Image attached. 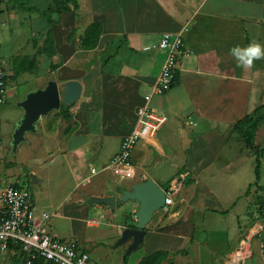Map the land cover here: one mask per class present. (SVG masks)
Here are the masks:
<instances>
[{
  "label": "crops",
  "instance_id": "crops-1",
  "mask_svg": "<svg viewBox=\"0 0 264 264\" xmlns=\"http://www.w3.org/2000/svg\"><path fill=\"white\" fill-rule=\"evenodd\" d=\"M66 1L0 0V60L5 69L11 65L27 81L22 93L26 96L51 79L61 87L71 79L83 86L67 116L60 107L37 122V130L28 132L18 146L15 160L13 133L24 111L18 105L4 108L10 97L6 70L7 101L0 107V183L27 187L38 226L75 242L95 264L110 257L118 239L123 244L120 264H128L134 250H142L148 238L160 233L182 240L177 249H161L170 252L161 264H171V259L179 264L182 257L187 264H263L264 242L261 256L254 258L253 249L264 230L253 238L243 262L236 261V251L245 232L262 221L255 216V221L247 220L245 215L254 198L264 194L254 184V151L246 147L245 128L237 122L254 105L264 104V58L240 67L229 49L250 41L264 44V0H74L77 8L72 5L70 10L60 4ZM15 6L20 10L13 12ZM11 15L20 18L18 26L9 22ZM93 23L101 25L99 41L95 48L85 49L81 42ZM165 32L182 34L185 51L174 86L151 100L168 120L156 136L138 142L131 168L113 164L165 61L167 52L160 46ZM48 38L54 41V53L37 54L34 47ZM239 93L245 94V114L230 118L241 105ZM149 178L174 191L173 204L168 213L160 209L154 214L143 242L128 251L132 240L121 241V236L137 222L139 205L136 200L122 201L121 195ZM107 196L115 198L114 207L91 201ZM200 218L212 225L209 232L194 226ZM243 219L245 232L240 233L238 223ZM220 224L232 231L231 237L217 239L215 245L225 247L218 253L211 245L212 255H207L195 234L213 235L212 229ZM137 254L135 264L153 253ZM24 255L21 248L12 247L0 252V264L14 260L23 264Z\"/></svg>",
  "mask_w": 264,
  "mask_h": 264
},
{
  "label": "built area",
  "instance_id": "built-area-1",
  "mask_svg": "<svg viewBox=\"0 0 264 264\" xmlns=\"http://www.w3.org/2000/svg\"><path fill=\"white\" fill-rule=\"evenodd\" d=\"M161 48L167 54L161 71L154 84L144 95V103L137 108V124L133 131L121 141L119 152L113 164H123L131 168V159L140 140L149 139L158 133L167 122L168 116L151 105L154 95L169 91L177 81L179 62L184 55V39L180 33L165 32L160 40ZM7 73L0 60V107L7 100ZM173 190H166L165 204L161 210L168 213L173 204ZM27 187L18 183H0V252L12 247H20L24 252L23 264H34L43 259L50 264H95L89 252L82 250L75 242L62 240L47 233L36 223L35 207ZM262 221L253 226L243 236L236 251V261L243 262L250 254L251 243L264 230V205ZM264 264V249L262 252Z\"/></svg>",
  "mask_w": 264,
  "mask_h": 264
},
{
  "label": "water",
  "instance_id": "water-1",
  "mask_svg": "<svg viewBox=\"0 0 264 264\" xmlns=\"http://www.w3.org/2000/svg\"><path fill=\"white\" fill-rule=\"evenodd\" d=\"M83 86L77 79L66 81L61 87L51 79L44 87L29 91L25 98L17 103L24 111L16 123L13 133L12 151L17 152L18 146L25 141L26 134L37 130V122L53 110L67 108L74 104L82 95ZM166 190L155 180L149 178L145 182L135 183L121 195V200H136L139 208L136 212L137 222L124 230L121 241L132 240L128 251L137 248L144 240L146 227L154 214L165 204ZM91 201L115 206V198L111 196L92 198Z\"/></svg>",
  "mask_w": 264,
  "mask_h": 264
},
{
  "label": "rangeland",
  "instance_id": "rangeland-1",
  "mask_svg": "<svg viewBox=\"0 0 264 264\" xmlns=\"http://www.w3.org/2000/svg\"><path fill=\"white\" fill-rule=\"evenodd\" d=\"M60 4L63 6V3L60 2ZM14 11L16 10H20V8H18L17 6H15ZM9 12V9L7 10ZM19 13V12H17ZM17 19L20 18H13L12 15L9 17V22H15V25L18 26V21ZM5 27L8 26V24L5 23L4 25ZM4 37H7L4 35ZM8 38V37H7ZM9 40V39H8ZM17 39H15L16 41ZM14 41V42H15ZM46 42V41H44ZM37 43V42H36ZM22 44V49L26 48V43L23 40V42H21ZM45 44V43H44ZM43 44V45H44ZM10 45H12V43H10ZM42 45V46H43ZM40 45V47H34L35 49H37V54H41L40 52V48L42 47ZM6 70L8 73V88L10 90V97L8 98V101L5 105V110H7V107H12V106H16L17 107V101L21 100L24 98L25 94L22 93V85L25 84L27 81L24 79H21L20 76L15 72L14 69L11 68V65L7 64L6 66ZM34 76L36 74H29L28 76ZM22 93V94H21ZM262 93L264 94V90L262 91ZM244 97L245 94H238V101L241 102V105L238 106V111L236 112V116L235 114H231L230 118H236L238 116H241L243 114H245L244 110V106H243V102H244ZM248 108V107H247ZM246 109V108H245ZM264 115V104L263 105H259L256 104L253 107L252 112L248 115L251 117L252 121V127H254L253 130V138H254V143L259 147L258 152L260 153V149L262 150L260 155H261V160H262V167H261V180H262V184H255V186H258L259 188H261L260 190L263 191L264 194V120H262V116ZM235 148V147H234ZM12 157L16 160L18 159V154L17 152H13L11 153ZM255 155L256 152H254V154L252 153L251 158H252V170H251V175L252 178H255ZM22 185V183H20ZM264 205V195H259L257 196V198H254L253 202L250 203L247 208H246V212L245 215L249 218H247V220L251 219L252 220H256L254 219L255 217H258L259 220H262V214L260 211V207ZM221 219V218H220ZM197 224L194 223V226H202L203 228H205L204 230L206 232H209V230L211 229L212 225L210 224V222H207V220L205 218H200L197 219ZM202 222V223H201ZM245 220H239V230L240 233L245 232V226L244 223ZM218 223V222H216ZM226 223V222H225ZM228 223V221H227ZM224 224H220L218 225L219 228H213L212 232L213 235L209 234V233H202V234H195V237L198 238L199 240V245L201 247L202 250H204V252L207 255H212V246L211 245H215V242L217 239H221L224 236H229L231 237L232 231L230 232L229 230H226L223 226ZM250 226V225H248ZM202 231V229H200ZM229 232V233H228ZM246 233V232H245ZM264 233H262L260 236H257L254 240V252H253V256L258 257L261 256V243L263 244L264 242ZM213 240V241H212ZM119 239L116 242V246L112 247L113 251L110 254V257L108 258H103V261L100 262V264H120L123 262V256H122V245L123 244H118ZM182 242V240L177 239V238H169L167 235H163V234H159L156 238H148L146 243H144L143 249H137L134 250V252H132L130 254V258H129V263L128 264H135V261L138 258V251H142V252H148V253H154L157 250H161V249H177L178 245ZM214 242V243H212ZM220 245V244H219ZM222 246H224V244L222 243L220 246H217V244L215 245L216 247V252L220 253V249L222 248ZM225 247V246H224ZM130 253V252H129ZM186 259L184 257H182L181 259L178 260L179 264H187ZM193 264H196L197 261L193 262L191 261ZM17 262L14 260L13 264H16Z\"/></svg>",
  "mask_w": 264,
  "mask_h": 264
},
{
  "label": "trees",
  "instance_id": "trees-1",
  "mask_svg": "<svg viewBox=\"0 0 264 264\" xmlns=\"http://www.w3.org/2000/svg\"><path fill=\"white\" fill-rule=\"evenodd\" d=\"M72 5H73V9L77 8V4L74 0H67L65 2V5H63V8L66 10H70L72 9ZM59 12H61V9L59 10ZM46 14V12L44 13V15ZM52 19L49 18V21L51 22ZM100 32H101V25L99 23H93L91 24L85 31V37L83 38L81 44L82 47L85 49H93L97 46L98 41H99V36H100ZM40 52H45L48 55H52L54 53V41L51 38H48L45 42V44L40 48ZM177 79H178V75H177ZM69 106L67 108L62 106V110L64 111V115L67 116V110H68ZM262 120H264V115L262 116ZM251 117L247 116L245 118H243L242 120H239L237 122V125H241L242 127L245 128L244 134H243V140L246 144L247 148L252 149L254 152H256V159H255V183L259 184L260 180H261V167H262V160H261V149H260V153L258 152V146L254 143V138H253V130L254 127H252L251 124ZM263 205L260 207V211L262 210ZM20 248V247H18ZM179 253L184 252L186 253L187 250H180L178 251ZM170 252L167 250H159L154 252L153 254L146 256L145 258H143V260L140 262V264H161L163 261L167 260L169 258ZM127 258V256H126ZM41 260L43 259H38L37 261H35L34 264H42ZM170 263L172 264V259L170 260Z\"/></svg>",
  "mask_w": 264,
  "mask_h": 264
},
{
  "label": "clouds",
  "instance_id": "clouds-1",
  "mask_svg": "<svg viewBox=\"0 0 264 264\" xmlns=\"http://www.w3.org/2000/svg\"><path fill=\"white\" fill-rule=\"evenodd\" d=\"M240 67H251L254 60L264 58V44L258 41H250L245 45H234L229 49Z\"/></svg>",
  "mask_w": 264,
  "mask_h": 264
}]
</instances>
